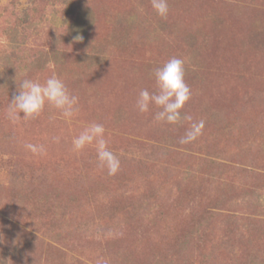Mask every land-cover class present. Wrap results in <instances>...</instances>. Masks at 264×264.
I'll list each match as a JSON object with an SVG mask.
<instances>
[{"label": "rangeland", "instance_id": "1", "mask_svg": "<svg viewBox=\"0 0 264 264\" xmlns=\"http://www.w3.org/2000/svg\"><path fill=\"white\" fill-rule=\"evenodd\" d=\"M168 6L163 18L151 0H0V264H264V0ZM173 57L191 90L192 120L178 124L137 108ZM53 74L78 97L75 115L46 104L13 123L22 81ZM92 123L115 175L94 144L74 150Z\"/></svg>", "mask_w": 264, "mask_h": 264}, {"label": "clouds", "instance_id": "2", "mask_svg": "<svg viewBox=\"0 0 264 264\" xmlns=\"http://www.w3.org/2000/svg\"><path fill=\"white\" fill-rule=\"evenodd\" d=\"M152 7L157 15L166 18L169 12L168 0H151ZM57 21V26L62 27L65 23ZM55 30V28H52ZM76 40L81 37L77 36ZM157 91L149 93L147 89L141 90L137 100V108L146 113L151 105L162 109L157 112L155 119L168 124H178L181 120H192L191 116L181 115L185 103L191 98V90L185 82L184 60L170 58L154 70ZM50 105L60 111L65 119L72 118L77 109L78 97L72 95L62 79L55 74L49 77L43 84L25 79L19 85L18 94L14 95L7 109V116L13 122L20 119L28 120L41 114L45 105ZM20 113H23L21 117ZM204 122L201 120L192 123L185 136L181 138V144H188L202 134ZM105 128L101 124L92 123L73 139V147L77 152L86 146L95 145L100 167H106L108 175H115L120 169L119 158L108 150L107 141L104 137ZM33 154H44L43 146L39 148L33 144L25 146Z\"/></svg>", "mask_w": 264, "mask_h": 264}, {"label": "trees", "instance_id": "3", "mask_svg": "<svg viewBox=\"0 0 264 264\" xmlns=\"http://www.w3.org/2000/svg\"><path fill=\"white\" fill-rule=\"evenodd\" d=\"M92 11L91 9L87 12L86 14H82L80 13V15H77L76 19H75V23L72 24V29L69 30L70 31V35L74 36V38H76L77 36H83L85 32V29L88 27H91L92 21L89 19L90 15L92 16ZM83 33V34H82ZM69 35V37H70ZM71 38V37H70ZM6 86V83H4V86Z\"/></svg>", "mask_w": 264, "mask_h": 264}]
</instances>
